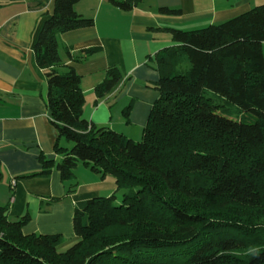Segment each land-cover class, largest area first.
Returning <instances> with one entry per match:
<instances>
[{
	"label": "trees",
	"instance_id": "16d2710c",
	"mask_svg": "<svg viewBox=\"0 0 264 264\" xmlns=\"http://www.w3.org/2000/svg\"><path fill=\"white\" fill-rule=\"evenodd\" d=\"M81 1L55 0L34 45L35 63L47 71L52 123L74 144L56 146L63 156L57 169L63 180H74L82 164L113 176L117 192L125 193L120 204L113 195L76 207L77 241L65 252L62 235H25L30 217L11 221L0 208V264H229L233 252L250 245L256 246L246 264H264V221L215 220L190 204L218 197L251 207L264 199V162L250 159L264 151V5L199 30L168 29L178 46L158 56L160 98L142 141H135L86 120L81 76L54 70L61 63L58 36L95 24L75 11ZM138 1L114 4L129 11ZM98 51L87 49L84 58ZM120 79L119 69L110 68L97 97ZM42 163L40 175L49 176L53 161ZM110 225L117 228L112 235Z\"/></svg>",
	"mask_w": 264,
	"mask_h": 264
},
{
	"label": "crops",
	"instance_id": "0c3cea01",
	"mask_svg": "<svg viewBox=\"0 0 264 264\" xmlns=\"http://www.w3.org/2000/svg\"><path fill=\"white\" fill-rule=\"evenodd\" d=\"M114 1L124 0L75 5L95 24L58 36L61 63L54 70L65 74L74 69L81 76L86 120L135 141L143 138L160 98L154 87L160 79L158 56L178 46L168 29L199 30L264 5V0H140L124 11ZM164 8L179 13H163ZM54 10L55 0H0V208L7 209L11 221L30 217L23 234L62 235L66 248L77 241L76 207L116 195L117 185L113 176L102 178L84 165L76 168L74 180H63L57 169L63 156L56 146L69 148L52 123L47 71L34 59V45ZM90 48L100 51L84 58ZM110 68H118L121 79L98 98L95 89ZM42 158L53 161L49 176L40 175Z\"/></svg>",
	"mask_w": 264,
	"mask_h": 264
},
{
	"label": "rangeland",
	"instance_id": "374dc122",
	"mask_svg": "<svg viewBox=\"0 0 264 264\" xmlns=\"http://www.w3.org/2000/svg\"><path fill=\"white\" fill-rule=\"evenodd\" d=\"M221 103V102H220ZM222 104V103H221ZM245 121L247 122H253L254 117L250 114H247L245 116ZM139 139V141H142ZM62 145L64 147H67L71 149L74 144L72 142H69L66 139H63ZM252 160H258L264 162V151H253L251 152L250 159ZM80 168H82V164L78 165ZM76 170V169H75ZM74 170V172H75ZM260 186L264 187V178L260 181ZM263 189V188H262ZM125 191L117 192L116 194V203L120 204L123 195ZM178 201L184 203L186 202L185 199L178 197ZM190 204L198 209L199 211H203V213L207 214L208 216H211V218H214L215 220H223V221H231V220H237L242 222H248V221H255V222H261L264 221V199L256 206L251 207H245L238 204L231 203L230 201L224 199V198H199L197 200H192ZM156 223V222H153ZM117 228L115 226L110 225L109 227V233L112 235L114 231H116ZM73 245V244H72ZM256 245H250L246 248L239 249L231 254V261L229 264H246L247 259L251 253L254 252ZM70 247L66 248H59V252H65Z\"/></svg>",
	"mask_w": 264,
	"mask_h": 264
}]
</instances>
